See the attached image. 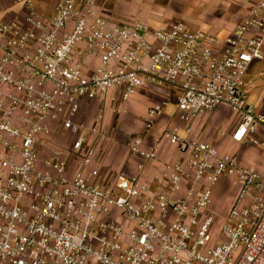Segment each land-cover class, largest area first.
I'll use <instances>...</instances> for the list:
<instances>
[{
	"label": "built area",
	"instance_id": "2783aa9c",
	"mask_svg": "<svg viewBox=\"0 0 264 264\" xmlns=\"http://www.w3.org/2000/svg\"><path fill=\"white\" fill-rule=\"evenodd\" d=\"M99 1L15 0L19 12L0 20V264H264V177L193 136L225 107L239 119L233 140L260 145L264 109L246 88L264 60V0L224 40L182 22L114 25ZM151 85L176 90L182 126L158 131L168 102L151 106L153 144L129 147L136 173L104 172L107 115ZM83 103L99 104L90 122ZM164 143L182 159L149 181ZM223 180L238 195L219 220Z\"/></svg>",
	"mask_w": 264,
	"mask_h": 264
},
{
	"label": "crops",
	"instance_id": "0c3cea01",
	"mask_svg": "<svg viewBox=\"0 0 264 264\" xmlns=\"http://www.w3.org/2000/svg\"><path fill=\"white\" fill-rule=\"evenodd\" d=\"M14 1L10 5L9 0H0V20L7 21L19 12L20 7L16 6ZM257 1L259 0H100L98 9L100 15L114 25L126 26L145 21L151 27L158 28L182 22L190 31H202L216 39L224 40L230 37L236 27L248 18ZM47 3L48 0H43V9ZM258 65H252L249 69L247 76L249 85L246 92L257 93L260 96L257 108L262 110L264 109L262 79L264 76L261 77L260 74L264 71L256 70ZM168 87L151 85L139 91L123 106L126 114L107 115L106 128L110 139L102 147L104 172L112 175L124 172L130 176L136 173V165L140 160L133 157L129 149L128 154H124L120 141L126 137V132H129V137L134 138L132 143L138 141L144 148H149L153 144L152 138L145 131V118L151 106L164 101L168 102L164 115L158 121V131L165 126H182L176 109L177 97L172 106L174 110L168 112L174 100L173 92ZM92 104L94 103L82 104L83 116L87 107ZM114 117L117 120L112 122ZM238 120V116L228 111L227 108H219L194 124L193 136L215 146L222 155H237L242 167L264 177V146L261 145L264 143V130H260L255 136L260 142L258 146L250 143H236L232 135L237 128ZM180 133L181 136H186L183 130ZM181 159L182 155L176 147L164 143L160 148L158 161L148 165V180L153 181L161 175L165 164Z\"/></svg>",
	"mask_w": 264,
	"mask_h": 264
},
{
	"label": "rangeland",
	"instance_id": "374dc122",
	"mask_svg": "<svg viewBox=\"0 0 264 264\" xmlns=\"http://www.w3.org/2000/svg\"><path fill=\"white\" fill-rule=\"evenodd\" d=\"M12 1L14 0H9L10 5L12 4ZM258 63H260V65H258ZM253 65L254 66L258 65L256 70L264 71V62H255L253 63ZM262 79L264 83V78ZM168 88H170L171 92H173V99H174L172 104L169 106L168 112L170 113L174 110L172 106L175 103L177 92L175 89L171 87H168ZM247 100H248L249 105H252L256 107L257 109L258 102L260 101V96L257 93H251V94L247 93ZM98 106H99L98 103L89 105L84 113V116L81 114L80 120L84 122H90L92 118L95 116ZM88 119H90V121H88ZM115 120H117V118L114 117L111 121L114 122ZM129 136H130V133L126 132V137H123L122 140L120 141L121 143L120 145L123 146L124 154H128V149L134 139V138H130ZM57 141L64 148H68L70 145L71 139L66 136V137H61ZM76 169H77V162L74 161L72 162L71 173L75 172ZM237 195H238V189L230 180H223L217 185L214 198H213V202L211 205V210L217 214L219 220L223 219L228 214L230 209L235 204ZM219 225L220 223L216 224L215 237H217L218 235Z\"/></svg>",
	"mask_w": 264,
	"mask_h": 264
}]
</instances>
